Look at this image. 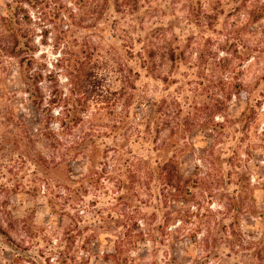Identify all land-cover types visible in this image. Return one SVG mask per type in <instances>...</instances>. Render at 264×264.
Returning <instances> with one entry per match:
<instances>
[{"label":"rangeland","instance_id":"1","mask_svg":"<svg viewBox=\"0 0 264 264\" xmlns=\"http://www.w3.org/2000/svg\"><path fill=\"white\" fill-rule=\"evenodd\" d=\"M7 2L0 0V16ZM28 10L46 96L38 111L21 95L19 114L30 125L36 128L41 118L53 117L51 127L59 130L64 113L73 112L66 75L88 57L102 65L101 84L109 91L91 97L86 122L73 136L62 137V148L53 137L36 139L32 153L47 158L46 172L31 163L20 169L16 180L24 192L11 196L10 216L3 217L10 241L0 244V264H264L251 257L252 250L224 244L223 231L211 235L217 223H231L227 209L240 202L245 208L235 221L245 242L257 243L264 236V0H119L115 7H103L101 0H54ZM111 36L115 48L108 50L105 39ZM154 47L182 52L184 60L175 67L162 60L164 49L159 50L158 68L151 75L149 53ZM215 58L226 60L224 76L214 69ZM201 61L210 70L207 75L224 77L231 94L224 109L209 118L223 126L216 131L192 126L191 145L179 155L183 173L198 171L202 181L188 204L172 201L161 182L151 183L149 192L143 188L133 205L142 211L143 227L154 229L155 236L129 249L133 261H110L106 257L115 253V232L123 223L111 211L116 203L113 185L104 181L105 188L82 193L68 180L69 173H59L54 165L65 153L64 144L70 147L81 130L105 132L120 118L129 122L133 154H148L149 143L142 140L148 134L138 122L149 117L152 104L162 97L171 104L173 120L182 113V119L192 114L193 121H203L219 89L207 81L195 84ZM251 108L255 113L249 122L243 113ZM98 143L112 147L114 138ZM210 150L220 160L219 183L213 166L200 159ZM72 166L76 175L85 171L81 162ZM238 173L247 177L244 194ZM209 209L216 214L206 217ZM191 210H201L198 219L193 225L181 223Z\"/></svg>","mask_w":264,"mask_h":264},{"label":"trees","instance_id":"2","mask_svg":"<svg viewBox=\"0 0 264 264\" xmlns=\"http://www.w3.org/2000/svg\"><path fill=\"white\" fill-rule=\"evenodd\" d=\"M53 1L8 0L5 14L0 16V244H7L10 241L9 231L4 227L3 222V217H8L11 213L9 211L10 198L12 195L24 192L22 189L20 190L16 180L20 169L31 163L39 171L43 168L42 171L46 172L44 168L47 164V158L32 153V149L37 145L36 139L38 137H53L62 148V137L73 136L78 131V127L86 122L84 115L87 112L86 107L91 97L93 95L106 96L109 91L101 84L104 81V78L100 79L103 70L102 65L99 64V61L93 63L92 59L89 60L88 57L66 75L71 85L70 93L73 98L70 100L73 112L72 114L64 113V118L58 122V131L51 127L53 117L41 118L37 127L33 128L25 117L19 114L18 106L22 103L21 95L25 96L31 106L38 111L46 102V96L41 87L45 81V75L40 68L43 65H38L35 59L36 31L33 29V21L28 8L37 9ZM101 3L103 7H115L118 6L119 0H101ZM112 39V36L105 39L108 50L115 48ZM154 48L149 53V70H151L149 72L151 75L154 74L153 69L157 70L158 68L156 56L159 50L163 51L164 49L160 55L162 60H167L175 67L184 60L182 52L168 48ZM215 59L217 63L214 65V69L222 72L224 76L227 71L226 60ZM205 65L201 61L197 66L198 70L194 73V78L197 80L195 84L201 85L207 81L211 85H215L217 91L219 89L218 93L214 95V104L204 114L205 119L193 121L192 114H187L182 119V113H180L173 120L171 104L162 97L160 101L152 104L149 117L138 122V126L144 127L145 133L148 134V137L142 138L145 144L149 143L148 154L143 156L133 154L131 144L133 135L128 133L129 122L123 118L117 120L112 126H106L105 132H96L93 128L89 129L90 131L81 130L80 133L82 134L74 136L75 141L70 147L66 148L64 144L65 153L61 157L60 163L55 164L54 168L61 174L68 172L70 176L68 180L76 184L79 191L87 193L101 187L105 188L104 181L113 185L116 203L111 207V211L115 212V215L123 223L120 224V229L115 232V253L106 257L110 261H133L128 256L129 249L138 244L137 242L144 241L146 237L155 236L154 229L149 230V227H143L140 222L143 219L141 217L142 211L133 205L134 200L140 198L143 188L149 192L151 183L161 182L168 190L172 201L183 204H188L191 201L190 196L192 198L195 196L192 192L199 186L202 179L198 177V171L192 176L183 173L181 162L178 159L179 155L191 145L189 139H191L192 126L207 127L212 131L223 126L209 118L215 112H221L226 106V101L231 100V94L226 89L227 83L224 77L207 75L210 70L206 69ZM47 78L52 81L51 75ZM120 79L127 83L126 77H120ZM163 82L168 83L169 81L165 78ZM55 98L51 99L50 102L55 103L53 101ZM254 113L255 109L251 108L243 113V117L251 122ZM90 125L95 126L93 122ZM167 131L170 133L169 136L162 138V134ZM109 136L114 138L112 147L105 146V143L101 145L98 143L99 140ZM140 144L142 143L139 142L138 145ZM235 152L233 150L232 154L235 155ZM200 159L205 164L208 163V165L213 166V168L211 167L214 172L213 177L219 183L221 171L217 169V166L220 160L214 156L211 150L207 151V154ZM230 160H233L232 157ZM74 162H81L80 167L85 171L76 175L72 166ZM44 178L48 180L50 177L45 175ZM238 178L244 194L247 177L238 173ZM244 208V204L241 205L240 202L231 205L227 209L231 223L228 225L217 223L215 231L211 232V235L223 231L224 234L222 233L223 237L221 238L224 244L233 248L238 246L244 250H252V258L264 261V254H262L264 253V236L257 243H246L244 235L236 229L237 222L235 220ZM200 211H188L186 219H181L180 222L193 225L194 219H198ZM215 214L209 209L205 216L209 217ZM262 218L264 219V213ZM191 230V238L196 237L198 230L196 228ZM177 231L181 232L180 229ZM166 235L172 234L167 232ZM164 236L165 233L162 234V237ZM241 244H247V246L243 247Z\"/></svg>","mask_w":264,"mask_h":264}]
</instances>
